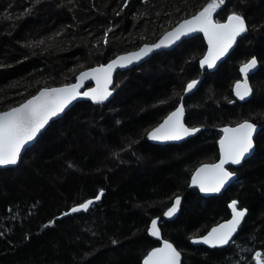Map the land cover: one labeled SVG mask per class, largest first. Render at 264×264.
Instances as JSON below:
<instances>
[{
    "label": "trees",
    "instance_id": "16d2710c",
    "mask_svg": "<svg viewBox=\"0 0 264 264\" xmlns=\"http://www.w3.org/2000/svg\"><path fill=\"white\" fill-rule=\"evenodd\" d=\"M39 1L32 9L39 21L34 22L31 37L26 41L17 39V45L12 43L8 50L0 45V52H7L0 56V111L23 102L38 87L72 83L81 70L157 39L208 2L148 0L145 4L143 0H128V7L123 8L125 0H99L97 6L90 0H62L60 7L54 9L50 7L52 0ZM261 1V13L252 15L251 22L253 30L264 33V0ZM21 2V7L32 8L35 0ZM12 5L13 0H0V19ZM15 10L22 12L20 7ZM27 16L22 13L19 21L6 22L19 23ZM125 19L127 23L122 24ZM107 27L113 28V32L108 34L105 46L103 35ZM252 28L249 25L245 36ZM57 30L64 36L57 38L58 44L25 46L40 41L42 35L50 37ZM117 35L119 40L113 42ZM256 47L236 49L232 58L219 67L216 107L210 106L207 112L214 122H229L236 112L238 118L246 115L264 119V93L256 94L250 107L238 104L230 108L226 104L231 96V82L240 76L238 64L252 55L261 60V65L264 63V48ZM204 50L203 45L199 53ZM9 58L13 64L4 66ZM230 61L232 74L227 71ZM261 82L264 83V75ZM174 83L136 87L122 103L123 117L118 124L111 114L96 120L90 110L92 104H98L81 101L52 123L39 143L25 152L17 167L0 169V264H142L144 255L157 245L147 231L150 219L162 216L179 194L183 195L182 213L173 221H162V234L180 248L183 264H256L255 253L264 256V132L258 139V153L243 165L233 189L220 197L203 199L189 190L192 169L189 174L183 170L182 159L193 151L151 146L146 141L147 128L165 107L159 102L166 96L172 99ZM18 85L20 90L6 94L7 87ZM98 122L106 130L104 134L93 127ZM212 137L205 135L202 140L199 137L189 142L196 145L197 157H209L216 152ZM133 141L149 169L135 167L133 171L122 165L114 171L107 170L113 160L104 156L103 150L120 155ZM178 150L187 154L176 156ZM193 156H187L190 164L194 162ZM100 189L104 195L89 212L61 218L63 212L93 198ZM231 197L248 210L237 236L225 248L192 246V237L206 233L227 214L225 202ZM50 220H55V224L46 227Z\"/></svg>",
    "mask_w": 264,
    "mask_h": 264
},
{
    "label": "snow or ice",
    "instance_id": "6c2138e0",
    "mask_svg": "<svg viewBox=\"0 0 264 264\" xmlns=\"http://www.w3.org/2000/svg\"><path fill=\"white\" fill-rule=\"evenodd\" d=\"M38 3L39 0H36ZM145 4L148 0H143ZM128 7V0H125L123 8ZM219 11L227 12L226 0H208V2L195 11L194 14L182 19L170 31L165 32L158 42L144 44L137 51L119 55L106 64H99L82 70L76 76L75 83H66L60 87H38L35 94L25 99L16 106H9L6 110L0 111V168H11L21 162V153L26 145L35 141L41 130L65 111L73 101L86 98L95 104H103L113 96V73L119 68H125L133 63H137L153 51L162 48H169L177 42H183L185 38H195V34L202 33L207 41V53L199 61L201 68L213 69L217 61L225 57L229 50L237 43L238 38H243L249 31V26L245 16L236 11H231L226 18L221 21L216 19ZM116 15H120L117 12ZM159 15V13H157ZM11 19V16L7 17ZM113 32V28L107 27L104 30L103 44H108V34ZM55 35H60L56 33ZM54 36L52 38H54ZM100 41H97L99 46ZM44 44V40L30 42L26 47L39 46ZM258 61L255 57L244 63L240 72L244 75L242 81H237L234 85V94L240 101H245L253 96V89L248 82L249 73L257 67ZM74 71V69H73ZM95 81V87H88L86 91H81L86 81ZM199 81L191 80L186 84L183 91L190 93L196 89ZM166 101H161L163 104ZM232 103V101H230ZM259 127L258 123L249 119H244L235 127H224L223 135L219 140L220 158L219 162L212 164H202L192 175V185L198 186L202 193H219L234 178L235 171H229L225 167L227 164L243 166L249 157L254 155L256 144L254 136ZM201 131L200 127H189L185 123V105L183 96L180 102L169 112V114L156 127L147 132V139L157 142L180 141L186 137L195 136ZM118 157V154H115ZM104 195V190L100 189L91 199L72 206L68 211L61 214L62 217L71 216L76 213H87L90 208ZM181 198L175 197L171 207L163 213L164 217L172 218L179 211ZM238 201L232 200L229 207L232 209V218L221 223L207 232L206 235L193 239V243H203L213 249L222 248L228 245L238 229L242 226L247 214L246 208H238ZM158 219L151 220L148 233L157 239L161 232L158 227ZM55 224V220H50L47 226ZM2 235V233H0ZM28 238V237H26ZM116 244V240H112ZM256 264H264V256L261 252H256L254 257ZM142 264H181V251L173 246L168 240H164L162 246L154 247L143 257Z\"/></svg>",
    "mask_w": 264,
    "mask_h": 264
},
{
    "label": "rangeland",
    "instance_id": "374dc122",
    "mask_svg": "<svg viewBox=\"0 0 264 264\" xmlns=\"http://www.w3.org/2000/svg\"><path fill=\"white\" fill-rule=\"evenodd\" d=\"M63 1L65 2V0H63ZM90 1H91V3L94 2V4L96 6L99 3V0H90ZM255 1L256 0H228L226 2V6H227L228 11L227 12L219 11L218 16H216L215 18L223 21L226 18V15L230 14L231 11L240 12L242 14L244 13L245 15L244 14L243 15L246 18L248 26L250 25L252 28L253 26H252V22H251V19H252L251 16L255 15V13L256 14L261 13L260 12V4L263 2L261 0H258L260 2L255 3ZM20 2H21V0H13V5L9 8L8 14L7 15L3 14L2 19H0L2 22V23H0V25H2L0 28V37H1L2 43L0 45H1V49L3 48V50H4V48L8 50L12 43H14V45H17L16 40L19 38H24V41L29 39L32 35V28H33L34 22L39 21L38 15H36L35 10L32 11V9L34 8L35 5H39L41 1H39L37 3L35 0L36 3L34 2L32 8H28L27 6L21 7L22 2L21 3ZM50 3H51L50 7L57 9L60 7L62 0H52ZM56 3L59 4V5H57L58 7L56 6ZM19 7H20V9L22 8L21 13H19L18 10H15L16 8H19ZM60 10H61V8H60ZM22 13H23V15H28V16L26 18H24L22 22L13 23L15 21H19L18 17H20V15H22ZM129 15H131V14L129 13ZM9 16H11V20H13V22H11L12 23L11 25H8V23L6 22L8 20L7 17H9ZM121 22H122V24H125V23H127V19H125ZM138 23L140 24V20H138ZM119 28L122 31V29H123L122 25L119 26ZM56 33H60V35L54 36V34H56ZM56 33L53 31L51 33L50 37H45V38H43V35H42L40 37V40H44V44H45V42L50 43V44H58L59 41L57 40V38L58 37L63 38L64 36H63L62 31H60V30H57ZM53 36H54V38H52ZM117 36H116L117 38H115L113 40V42L119 40L120 35H117ZM143 43H145V42H143ZM143 43H141V44H143ZM203 45H204L205 50H206L205 41L203 39V36L200 34V35L195 36V38H190V39L185 40L182 45L180 44L178 47H176L175 49H173L169 52L167 51V52L156 54V56L154 55L152 58H150L145 63H143L139 66H136L135 69L133 68V69H130L127 71L119 72L115 78V91L113 92V96L116 97V95H117V97L115 99H112L111 102H108L107 104L93 105L92 103H90V104H92L91 107L96 109V111H94L91 108L90 114L95 116L94 118L96 120H99V119L103 120L109 114H111L112 116H115L114 121L116 122V124L120 123L122 120V117H123L122 103L127 100V99H125V97L126 96L129 97L130 94H132L134 92L135 88L138 87L139 85L146 88L147 85H153V84H157L160 82L166 83L169 81H173L175 83H174V85H171V88H172L171 92L173 93L171 98L177 99L176 97L181 96L182 91H183L186 83L189 80H191L193 77L199 76L201 74V69L199 68L200 67L199 61L202 58V56L204 55L205 50L202 53H199V52H200L201 47ZM242 46L249 48V49L255 48V46H257L256 47L257 49L264 48V33H263V31L262 30L259 31V29L253 30V28H252L249 35L244 36L243 38L240 39L239 44L236 47V49H239ZM138 47H136V48H138ZM4 54L7 55V52H4V51L0 52V56H4ZM158 55H160V56H158ZM232 56H233V54L229 58H232ZM242 62H240L238 64V67L240 66V64ZM1 63H3V62H1ZM12 64L13 63L11 61V58H9V59H6L4 61L3 65L4 66L5 65L11 66ZM228 65H229V67H228L227 71L229 74H232L233 69L231 68V70H229L230 66L232 65V62L230 61ZM218 73L219 72H217V73H215V72L214 73H207L206 72V75H207V78L205 80L206 83H204V86L200 89L199 93H195V94L190 96L189 99H190L191 103L189 104V106H190V108H191L190 110L193 112V114H196L197 116L198 115H200V116L206 115L207 112L210 111V106L216 107L215 106V101H216L215 99H217V93H216L217 89H216L215 84H216V81L218 80V78L216 76V75H218ZM263 75H264V63L261 65L259 71L255 74V78L253 80L254 81L253 86H255V90L257 91L256 93L258 96L262 95L264 93V83L263 82H261L262 84L259 83V80L261 79V77ZM233 82L234 81H232L230 87L232 86ZM123 83H125V85ZM118 89H120V91L116 92V91H118ZM147 89H149V88L147 87ZM16 90H20L19 85L17 87L9 86L6 89V91H7L6 94H11V93L15 92ZM121 95H123V96H121ZM173 95H175V96H173ZM170 100L171 99H169V96L162 97V101H166L165 103H168ZM162 106H166V105H164V103H163ZM97 109H100L101 112L100 111L98 112ZM102 110H106V111H102ZM100 116H103V119ZM117 117H119V118H117ZM206 120L207 119H203V121H206ZM92 125L98 131L101 130L103 134L106 132L105 129H102L100 122L93 123ZM44 133H42L40 135L39 139L37 140V143L33 147H31L32 149L39 143V141H40V139ZM135 145H137V142L135 143L133 141V143L128 146L127 151L125 153L122 152L120 155L118 154V157H117V155H114V153H111V150L110 151L103 150V153L105 154L104 156L107 155V157L109 159L113 160L112 163H109V168H107V170L109 169L110 171L111 170L114 171L115 169L120 168L122 165H124V168L127 167L131 170H133L135 167L139 168V170L149 169L148 168V162L146 161V159H144L143 156H141L139 154V149L135 148ZM192 155H195V156H193V158L195 157L193 163L190 164L191 160H189L187 163L183 162L184 163L183 170H186L187 173L190 172V170L193 169L194 167H196L197 165L201 164V163H195V162L203 160L204 158L207 159V157H197L196 156L197 155L196 150L192 153L187 154V156H192ZM176 158L178 159V157H176ZM126 161H133L134 163H125ZM104 163H106V162H104ZM152 167H153V163H152ZM155 168H157V166ZM104 170L105 169H103V171Z\"/></svg>",
    "mask_w": 264,
    "mask_h": 264
},
{
    "label": "flooded vegetation",
    "instance_id": "af4514ba",
    "mask_svg": "<svg viewBox=\"0 0 264 264\" xmlns=\"http://www.w3.org/2000/svg\"><path fill=\"white\" fill-rule=\"evenodd\" d=\"M184 43V41L181 43V45ZM236 50V49H235ZM163 52H165V51H163ZM167 52V51H166ZM162 53V52H161ZM253 56H256V55H252V56H249L245 61H247L248 59H250L251 57H253ZM258 58V57H257ZM230 58H228L226 61H228ZM259 59V58H258ZM225 61V62H226ZM245 61H243L241 64H243ZM224 62V63H225ZM259 62H260V67H261V61H260V59H259ZM223 64V63H222ZM221 64V65H222ZM241 64H240V66H241ZM220 65V66H221ZM219 66V67H220ZM240 66L238 67V71H239V69H240ZM219 67H218V69L217 70H215V71H202L201 70V74L203 73V72H205V78L203 79V81L201 82V84L199 85V87L194 91V92H192V93H185L184 91H182V94H181V96H183V103H184V105H185V123H186V125L187 126H189V127H193V126H195V127H200L201 128V131L199 132V133H197L195 136H192V137H187V138H184V139H182V140H180V141H177V142H175V143H166V142H161V143H158L157 141H151V140H149V139H147V132L148 131H150L152 128H154V127H156L159 123H161L162 121H163V119L169 114V112H171L172 110H174V108L177 106V104L180 102V97L181 96H178V97H176L177 99H171L168 103H166V104H164V105H166L165 107H164V109H162V113L160 114V116L159 117H157V119L155 120V122L154 123H152L148 128H147V130H146V141H147V143L148 144H150L151 146H159V147H167V146H175V147H179V149H186V150H184V151H195V146L196 145H190L189 144V142H191L192 140H194V139H196V138H199L200 137V139L202 140V138L205 136V135H213V137L212 138H214V141H215V149H216V152L214 153V154H212L211 156H209V157H207V159H203V160H200V161H198V162H196V163H201V164H199V165H197L196 167H194L193 169H192V173H191V176L193 175V173L195 172V170L200 166V165H202V164H204V163H217L218 161H219V158H220V150H219V140H220V138H221V136L223 135V132H222V129L225 127V126H236V124L237 123H239V122H242L244 119H249V120H251L252 122H255V123H258V125H264V119H253V118H250L249 116H243V117H240V118H238V114H237V112L234 114L235 116H233V117H235L234 119H232V120H230L229 122H224V123H222V122H214L213 121V119H212V114H210V113H207L206 115H196V114H193V112L190 110L191 108H190V106H189V104L191 103L190 102V96L191 95H193V94H195V93H199L200 92V89L204 86V83H206L205 82V80H206V77H207V75H206V72L207 73H217L218 72V70H219ZM200 69H201V67H199ZM201 74L199 75V76H195V77H193L191 80H194V79H197V78H199L200 76H201ZM239 74H240V71H239ZM241 78V74H240V76L238 77V78H236V79H234V80H232V81H234L233 82V84H232V86H231V96L230 97H228V102L226 103L227 105H229L230 106V108L231 107H237V105L238 104H243V105H246V104H248V106L250 107L251 105H252V103L251 102H253L254 101V99H255V97L257 96L256 94V90H255V86H253V80H254V78H255V74L251 77L250 76V81H251V85H252V87H253V96H252V98L251 99H249V100H247V101H245V102H242V101H238L234 96H233V86H234V83L237 81V80H239ZM191 80H189L188 82H190ZM187 82V83H188ZM186 83V84H187ZM232 83V82H231ZM186 86V85H185ZM116 97L114 96V97H112L111 98V100L112 99H115ZM110 100V101H111ZM109 101V102H110ZM230 101H232V103H230ZM108 103V101L105 103V104H107ZM161 105H163V104H161ZM241 113H246V112H241ZM237 116V117H236ZM232 117V118H233ZM203 119H207L206 121H203ZM264 132V127H259L258 126V132H257V134H256V136H255V138H254V140H255V144H256V148H255V152H254V155H252L251 157H249L248 159H247V161L246 162H242L243 163V165L245 164V163H247L248 161H250L257 153H258V151H259V147H258V139H259V136L262 134ZM200 140V141H201ZM185 152V154H182V150H178V151H176V156H179V157H182L183 155L185 156L187 153ZM188 157L187 156H185L182 160L184 161V163H187L188 162ZM243 167V166H242ZM242 167L241 166H237V165H229L227 168H228V170L229 171H235L236 172V176H237V179H236V181L235 182H233V183H231L230 185H228L224 190H222L221 192H219V193H216V194H212V195H209V196H204V195H202V193L200 192V190H198L197 188H192L190 185H189V190L191 189V190H193V193L195 194L196 192L199 194V196L200 197H202L203 199H206V198H210V197H220V196H222V195H224L225 193H227L229 190H231V189H233L232 187H234L237 183H238V179L241 177V169H242ZM188 174H189V172H188ZM190 181H191V177H190ZM190 183V182H189ZM196 191V192H195ZM177 196H182L183 197V195H177ZM177 196H175V197H177ZM175 197H174V199H175ZM234 197H231L230 198V201H229V199L225 202V204H226V210H227V214L224 216V217H221V218H219V219H217V221L216 222H214L212 225H211V227L213 226V225H215V224H218L219 222H222V221H224V220H226V219H228L230 216H231V208L229 207V205H230V203H231V201L232 200H236V201H238V199H233ZM174 199H173V201H174ZM173 201H171V203L165 208V211L172 205V203H173ZM182 205H183V202H181V205H180V209H179V212H178V214H177V217L179 216V215H181V213H182ZM237 207L238 208H245V207H243L240 203H239V201H238V205H237ZM164 211V212H165ZM163 212V213H164ZM158 217H160L161 218V221H160V228H161V230H162V221H173V220H175V219H177V217L175 218V219H173V220H167V219H165L164 217H163V214H162V216H157V217H155V218H158ZM152 219H154V218H151L150 219V222H149V225H148V228L150 227V223H151V220ZM246 219V218H245ZM245 221V220H244ZM243 224V223H242ZM210 227V228H211ZM209 228V229H210ZM208 229V230H209ZM207 230V231H208ZM147 231H148V229H147ZM149 234V233H148ZM149 236H150V234H149ZM150 238L153 240V241H155V243H157V245H159V244H161V242H162V240H164L163 238H165V237H161V239H154V238H152L151 236H150ZM157 245H155V246H157Z\"/></svg>",
    "mask_w": 264,
    "mask_h": 264
},
{
    "label": "water",
    "instance_id": "95a60500",
    "mask_svg": "<svg viewBox=\"0 0 264 264\" xmlns=\"http://www.w3.org/2000/svg\"><path fill=\"white\" fill-rule=\"evenodd\" d=\"M190 16V15H189ZM188 16H186V17H184V18H187ZM183 18V19H184ZM182 20V19H181ZM180 20V21H181ZM179 21V22H180ZM178 22V23H179ZM178 23H176V24H178ZM176 24L173 26V27H175L176 26ZM173 27H171L170 29H168L167 31H170ZM167 31H165V32H167ZM165 32L164 33H162L157 39H155V40H153V41H146L145 43H143V44H141L138 48H135V49H132V50H128V51H125V52H121V53H119V54H117V55H115L113 58H111L110 60H112V59H114V58H116L117 56H119V55H124V54H126V53H128V52H133V51H137L140 47H142L144 44H152V43H156V42H158L159 41V39H161L162 38V36L165 34ZM202 35L203 36V34L202 33H197V34H195V36H197V35ZM191 37H189V38H185L183 41H185V40H187V39H190ZM204 39V38H203ZM240 39L241 38H238V40H237V43L235 44V45H233V47L229 50V52H228V54L225 56V57H223L220 61H217V64H216V67H214L213 69H207L206 67L205 68H201V70L202 71H215V70H217L218 69V67L222 64V63H224L233 53H234V51H235V49H236V47L238 46V44H239V41H240ZM204 41H205V45H206V50H205V53H204V55L207 53V41H206V39H204ZM182 42H177V44H175V45H173V46H171V47H169V48H162V49H159V50H155V51H153L150 55H148V56H146V57H144L142 60H140L139 62H137V63H133L132 65H130V66H128V67H125V68H117L115 71H114V73H113V87H115V78H116V76H117V74L119 73V72H123V71H127V70H130V69H133V68H135L136 66H139V65H141V64H143V63H145L146 61H148L150 58H152L154 55H156V54H159V53H161V52H163V51H171V50H173V49H175L176 47H178L180 44H181ZM203 55V56H204ZM203 56H202V58H203ZM201 58V59H202ZM257 59V58H256ZM110 60H108L107 62H105V63H102V64H106V63H108ZM257 61H258V64H257V67L255 68V69H253L250 73H249V75H248V82H249V84H250V86L252 87V85H251V81H250V76L252 77L254 74H256L258 71H259V69H260V63H259V60L257 59ZM96 66H98V65H95V66H92V67H96ZM88 68H91V67H88ZM88 68H85V69H83V70H86V69H88ZM241 68V67H240ZM82 71V70H81ZM239 71H240V69H239ZM204 73V72H203ZM79 74V73H78ZM77 74V75H78ZM240 74H241V78L239 79V80H237V81H242L243 79H244V75L240 72ZM205 78V75L204 74H202L199 78H197V79H194V80H197V81H199V83H198V85H197V87H196V89L199 87V85L201 84V82L203 81V79ZM236 81V82H237ZM76 82V79L72 82V83H75ZM235 82V83H236ZM235 83H234V85H235ZM61 85H54V86H51V87H60ZM88 87H95V81H92V80H89V81H86L85 82V86H84V88H82L81 89V91H86L87 90V88ZM196 89H194L192 92H194ZM252 89H253V87H252ZM192 92H190V93H192ZM233 96L238 100V98L235 96V94H234V86H233ZM113 97V96H112ZM112 97H110L109 98V100L108 101H110L111 100V98ZM252 98V97H251ZM251 98H249V99H251ZM249 99H247V100H249ZM247 100H245V101H247ZM81 101H88V102H91V103H93L92 101H90V100H88V99H86V98H80V99H78V100H76V101H73L72 102V104L71 105H69V107L68 108H66L65 109V111L63 112V113H61L58 117H54L53 118V120L52 121H50L49 122V124L48 125H46L45 126V128L44 129H42L41 130V133L40 134H38V137H37V139L35 140V141H33V142H31L29 145H26V147H25V149H23L22 150V153H21V160H22V157H23V155L25 154V152L27 151V150H29L31 147H33L36 143H37V140L39 139V137H40V135L42 134V133H44L50 126H51V124L53 123V122H55V121H58L59 119H61L63 116H65V114L74 106V105H76L77 103H79V102H81ZM238 101H240V100H238ZM245 101H242V102H245ZM107 101H105V103H106ZM18 105V104H17ZM14 106H16V105H14ZM6 110V109H5ZM2 111H4V110H2ZM225 127H235V126H225ZM258 132V131H257ZM257 134V133H256ZM256 136V135H255ZM255 136H254V138H255ZM187 138V137H186ZM175 143V142H177V141H169V142H166V143ZM158 143H161V142H158ZM219 150H220V146H219ZM219 162V161H218ZM20 164V163H19ZM204 164H212V163H204ZM229 165H231V164H227V165H225V167L227 168ZM18 166V165H17ZM17 166H13V167H11V168H15V167H17ZM201 166V165H200ZM199 166V167H200ZM198 167V168H199ZM0 169H8V168H0ZM195 173V172H194ZM193 173V174H194ZM236 179H237V176H236V178H234L229 184H227L226 186H225V188L228 186V185H230L231 183H233V182H235L236 181ZM191 181H192V176H191ZM190 181V186L192 187V188H197L198 190H199V187L198 186H194V185H192V182ZM225 188H223V189H221V191L222 190H224ZM220 191V192H221ZM202 193V192H201ZM212 194H216V193H202V195H204V196H209V195H212ZM181 202H182V200H181ZM171 207V206H170ZM167 211V210H166ZM179 212V211H178ZM178 212L176 213V215L174 216V217H172V218H168V217H166V218H168V219H170V220H173V219H175L176 217H177V214H178ZM247 214H248V211H247ZM247 214H246V216H245V218L247 217ZM159 219H158V227L160 228V221H161V218L160 217H158ZM232 218V209H231V216L228 218V219H226V220H224V221H222V222H219L218 224H215V225H213L211 228H213V227H215V226H217V225H219V224H221V223H224V222H226V221H228V220H230ZM245 220V219H244ZM244 221H242V223H243ZM151 224V223H150ZM211 228L208 230V231H210L211 230ZM207 231V232H208ZM160 232H161V228H160ZM207 232L205 233V234H203L202 236H204V235H206L207 234ZM238 232H239V229H238V231H237V233L234 235V237L238 234ZM201 236V237H202ZM152 237V236H151ZM161 237H162V235H160V238L159 239H161ZM234 237H233V239H234ZM152 238H154V239H157V238H155V237H152ZM200 238V237H199ZM196 239H198V238H196ZM165 240V239H164ZM164 240H162V242H161V244H159V245H157V246H155V247H160V246H162V244H163V241ZM170 243H172L173 244V246L174 247H176L177 248V246L172 242V241H170V240H168ZM193 241V240H192ZM192 244L193 245H196V246H203V247H207V248H210L211 249V247L210 246H208V245H205V244H203V243H193L192 242ZM229 245V244H228ZM228 245H225V246H223L222 248H224V247H226V246H228ZM154 248V247H153ZM152 249V248H151ZM150 249V250H151ZM178 249V248H177ZM149 250V251H150ZM179 250V249H178ZM180 251V250H179ZM147 254V253H146ZM145 254V255H146ZM142 262H143V259H142ZM181 264H183V255H182V253H181Z\"/></svg>",
    "mask_w": 264,
    "mask_h": 264
},
{
    "label": "bare ground",
    "instance_id": "6f19581e",
    "mask_svg": "<svg viewBox=\"0 0 264 264\" xmlns=\"http://www.w3.org/2000/svg\"><path fill=\"white\" fill-rule=\"evenodd\" d=\"M253 57L257 58V56H253ZM251 58H252V57H251ZM251 58H250V59H251ZM257 59H258V58H257ZM248 60H249V59H248ZM248 60H247V61H248ZM258 60H259V59H258ZM247 61H245L244 63H246ZM244 63H243V64H244ZM259 63H260V62H259ZM243 64H241V66H242ZM241 66H240V67H241ZM202 74L205 75V72L202 73ZM202 74H201V75H202ZM113 97H114V96H113ZM108 102H109V101H108ZM179 197L181 198V200H182V202H183V197H182V196H179ZM88 199H91V198H88ZM96 203H97V202H96ZM163 217H164V216H163ZM164 218L167 219V220H170V219H168V218H166V217H164ZM204 234H205V233H204ZM161 235H162V238H163L162 230H161ZM202 235H203V234H202ZM202 235L192 237V238L190 239V244H191L192 246H196V245H193V244H192V240H193V239H196V238H199V237H201ZM163 239H165V238H163ZM165 240H168V239H165ZM170 241H171V240H170ZM172 242H173V241H172ZM173 243L175 244V242H173ZM175 245H176V244H175ZM176 246H177V245H176ZM177 248L180 250V248H179L178 246H177ZM180 251H181V250H180ZM181 253H182V251H181ZM182 255H183V253H182Z\"/></svg>",
    "mask_w": 264,
    "mask_h": 264
}]
</instances>
